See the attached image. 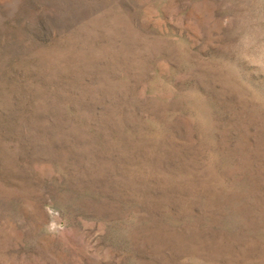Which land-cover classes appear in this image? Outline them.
<instances>
[{
  "label": "rangeland",
  "instance_id": "374dc122",
  "mask_svg": "<svg viewBox=\"0 0 264 264\" xmlns=\"http://www.w3.org/2000/svg\"><path fill=\"white\" fill-rule=\"evenodd\" d=\"M0 264H264V0H0Z\"/></svg>",
  "mask_w": 264,
  "mask_h": 264
}]
</instances>
